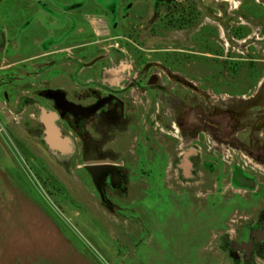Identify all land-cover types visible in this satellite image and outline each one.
<instances>
[{
  "label": "rangeland",
  "instance_id": "1",
  "mask_svg": "<svg viewBox=\"0 0 264 264\" xmlns=\"http://www.w3.org/2000/svg\"><path fill=\"white\" fill-rule=\"evenodd\" d=\"M186 4L200 11L191 24L184 22ZM55 45H77L73 70L63 71L72 83L101 78L105 60L75 72L80 59L109 51V64L126 75V91L133 76L156 73L182 77L212 96L250 95L264 83V0H0V264H264V252L244 261L228 247L262 213L264 194L231 187L234 157L227 152L216 181V171L176 174L186 146L170 150L163 124L152 121L159 109L152 93L141 95L142 103L130 98L138 109L107 143L128 165L127 190L110 194L109 209L84 169L86 145L61 121L72 152L48 149L32 102L49 105L39 91L60 88L64 76L55 69L38 75L45 59H23ZM168 83L182 95L181 85ZM97 85L68 96L87 102ZM255 175L261 188L264 176Z\"/></svg>",
  "mask_w": 264,
  "mask_h": 264
},
{
  "label": "flooded vegetation",
  "instance_id": "2",
  "mask_svg": "<svg viewBox=\"0 0 264 264\" xmlns=\"http://www.w3.org/2000/svg\"><path fill=\"white\" fill-rule=\"evenodd\" d=\"M162 1L171 3L173 0ZM199 12L186 4L184 22L193 23L194 14L199 16ZM199 30L202 29L199 28ZM206 37L203 32L198 38L204 40ZM165 75V79L164 76L156 73L144 74L143 78H140V74L133 76L132 80H128L129 90L127 91L125 87L92 81L91 86L100 85L91 88L86 94V99H89L87 102H76L70 99L69 92L61 88H47L39 91V95L49 101V105H43V107L57 114L56 123L61 121L67 125L86 145L88 155L85 160L92 163L88 165L91 170H87L85 165L84 169L101 204L109 209L113 206L110 194H124L127 190L128 165L124 159L114 155L110 147L106 146L113 141L112 132L115 130L122 132L131 122V111L138 109V107L133 109L130 107L131 103H135L130 98H139L142 103L141 95H146L148 92L157 99L156 105L159 106L152 121L156 126L163 124V129H166L170 136L168 138L171 143L170 150L175 151L182 145L186 146L179 152L177 166H173L174 155L171 153L172 166L178 167L179 173L176 174H180L182 178H192L197 174L204 178L206 173L212 175L216 171L217 174L214 177L216 181L221 170L220 156L227 152V156L235 158V160L232 159L233 162L230 163L228 170L231 187L264 194V180L259 182L263 184L260 188L256 185L258 177L255 175L259 173L264 176V83H260L250 95L219 93L212 96L189 80L174 74ZM125 78L124 73L123 80ZM140 80L143 83H140ZM168 82L181 85L184 93L181 91V96L175 95L172 91L174 86ZM49 90H60L65 100L81 107L66 108L59 100L47 97ZM213 97L214 99L211 100ZM61 98L60 95L59 99ZM32 105L40 114L42 105L35 102H32ZM39 114L38 123L43 129ZM155 129L156 127L151 129L153 135ZM151 133L145 136L148 138ZM177 140L180 143L174 148L172 143H176ZM204 182L202 180V183ZM260 189H262L261 192ZM247 224L244 234L228 243L233 259H238V255L241 254L244 261H247L255 252H264V236L257 234L264 231V209L253 223Z\"/></svg>",
  "mask_w": 264,
  "mask_h": 264
},
{
  "label": "crops",
  "instance_id": "3",
  "mask_svg": "<svg viewBox=\"0 0 264 264\" xmlns=\"http://www.w3.org/2000/svg\"><path fill=\"white\" fill-rule=\"evenodd\" d=\"M88 43H90V42H88ZM75 46H77V45L66 46L63 48H57L55 45L53 48L50 47L47 50L45 49L42 52H39L36 55H32V56H29L27 58H24L23 60H24V62H26V61H30L31 59H34V58H38V59L44 58L45 60L41 63V65L43 66L42 71H40L38 73V75L44 71H47V70H54V69H55V71L59 70V71H57V75H60V77L64 76L63 82L65 84H66V82H68V83L66 85L62 84V83H58V85L61 89H63L66 92L73 91L74 89L79 90V88H86V87L90 86L92 81H95L96 83H101V84L104 83V84H107L110 86L114 85V86L121 87L120 82L123 80L124 72L120 71L119 65L111 66L109 64V63H114L112 61L108 62L106 59V58L112 59L111 57H109V54H110L109 51H108V54L104 55L102 58L95 57L94 59L92 57L93 55H91V53H90L89 56H90L91 60L88 62H83V60L78 59L82 63V66L77 69L75 74H77V73L81 74L85 71L86 68H93V66L98 64V62H103V60H105L104 61L105 64H103V66L101 67V71H102L101 78L88 76L85 78V80L78 78V79H76L77 82L72 83L70 81V79L68 78V75H66L63 71H64V69H67V68L70 69L73 66V61L71 60L72 59L71 54H72L73 49L76 48ZM70 51H71V53H70ZM63 52H67V53L63 54ZM61 57L65 58V59L59 61V59ZM11 65H13V64L11 63V64H8L7 66L3 65L2 68H6V67H9ZM72 70H73V68H72ZM111 72H114V73H111Z\"/></svg>",
  "mask_w": 264,
  "mask_h": 264
},
{
  "label": "water",
  "instance_id": "4",
  "mask_svg": "<svg viewBox=\"0 0 264 264\" xmlns=\"http://www.w3.org/2000/svg\"><path fill=\"white\" fill-rule=\"evenodd\" d=\"M60 95L62 96L59 99ZM47 97H53L59 100L66 108H78L79 105H75L72 102L65 100L62 92L60 90L52 91L49 90ZM58 116L55 112L47 111L44 107H40L39 121L43 125V140L45 141L48 149L53 152H57L60 155H67L72 152V141L69 136L62 135L60 128L56 124ZM92 163L90 161H85L84 165L87 170H91L88 165ZM264 236V231L257 233Z\"/></svg>",
  "mask_w": 264,
  "mask_h": 264
}]
</instances>
